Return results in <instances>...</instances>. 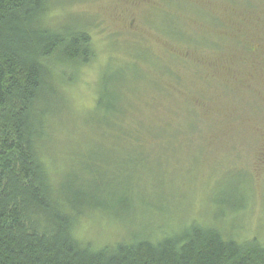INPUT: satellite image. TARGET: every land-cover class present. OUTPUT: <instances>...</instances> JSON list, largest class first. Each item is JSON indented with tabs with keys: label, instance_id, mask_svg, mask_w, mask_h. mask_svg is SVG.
I'll list each match as a JSON object with an SVG mask.
<instances>
[{
	"label": "rangeland",
	"instance_id": "1",
	"mask_svg": "<svg viewBox=\"0 0 264 264\" xmlns=\"http://www.w3.org/2000/svg\"><path fill=\"white\" fill-rule=\"evenodd\" d=\"M55 2L50 21L73 25L75 13L93 19L95 57L78 72L56 65L66 97H53L59 112L49 115L42 151L60 179L75 167L77 146L99 143L92 154L103 159L108 192H128L132 200L120 216L85 214L77 237L100 246L198 221L264 242V0ZM132 63L144 73L131 93V119L153 132H144L143 149L127 152L113 149L109 138L102 146L84 118L104 73L115 77Z\"/></svg>",
	"mask_w": 264,
	"mask_h": 264
},
{
	"label": "trees",
	"instance_id": "2",
	"mask_svg": "<svg viewBox=\"0 0 264 264\" xmlns=\"http://www.w3.org/2000/svg\"><path fill=\"white\" fill-rule=\"evenodd\" d=\"M55 1L0 0V264H264L258 237L239 240L198 221L160 237L148 234L150 227L100 246L77 237L85 214L118 216L131 210L132 200L128 192H108L103 159L92 154L100 145L92 137L83 149L76 147L75 167L60 179L42 151L53 123L49 115L59 112L53 97L65 96L56 65H73L78 72L95 57L88 28L93 19L75 13L73 25L50 21ZM116 73H104L84 122L103 138L102 146L109 138L113 149L134 152L146 146L144 132H153L131 119V93L144 71L132 63ZM66 100L60 101L63 108Z\"/></svg>",
	"mask_w": 264,
	"mask_h": 264
}]
</instances>
